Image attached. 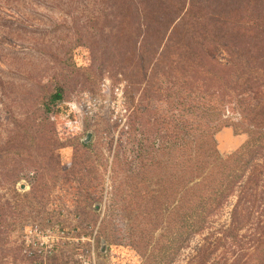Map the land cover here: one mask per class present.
Instances as JSON below:
<instances>
[{
    "label": "rangeland",
    "instance_id": "rangeland-1",
    "mask_svg": "<svg viewBox=\"0 0 264 264\" xmlns=\"http://www.w3.org/2000/svg\"><path fill=\"white\" fill-rule=\"evenodd\" d=\"M175 1H148L145 20L139 0H131L133 9L125 0H0V264H199L195 255L205 242L214 247L205 264H253L261 257L262 205L232 236L220 230L235 198L171 259L151 247L158 232L147 233L152 241L144 254L130 244L140 202L134 194L143 186L123 182L128 171L122 162L114 172L113 156L130 158L139 140L155 139L137 126L148 104L162 109L181 97L142 92V79L164 87L179 70L151 78L138 48L152 43L139 34L164 30L176 12L193 13L196 3L201 15L215 10L207 6L213 0ZM232 2L238 11L223 2L218 14L231 28L263 31L261 43L254 34L248 42L264 48V0ZM153 16L164 22L151 23ZM184 21L178 26L190 27L189 16ZM131 48L135 53L125 51ZM173 52L164 59L176 65ZM216 58L228 60L222 49ZM56 85L63 86V98L45 113L42 102ZM224 113L239 118L228 106ZM214 137L223 159L248 139L231 126Z\"/></svg>",
    "mask_w": 264,
    "mask_h": 264
},
{
    "label": "trees",
    "instance_id": "trees-1",
    "mask_svg": "<svg viewBox=\"0 0 264 264\" xmlns=\"http://www.w3.org/2000/svg\"><path fill=\"white\" fill-rule=\"evenodd\" d=\"M148 1L153 0H139L145 20L147 14L142 5L146 7ZM229 1L232 2L213 0V5L207 6L215 10L208 16L199 13L203 6L196 3L193 13L176 12L164 30L155 28L139 34L143 36L142 41L152 43L138 48L143 70L148 71L151 78L162 79L174 69L179 70L178 76L168 79L164 87H154L149 77L145 82L142 79V92L159 93L164 95L162 99L181 94L178 103L164 100L167 104L162 109L148 104L145 111H140L141 121L137 126L154 136V140L148 137L144 144L139 140L137 147H131L137 151L130 158H121L117 152L113 156L114 172L122 162L128 171L123 182L143 186L134 194L140 202L129 238L130 244L143 254L152 241L147 233L153 238L154 232H158L155 245L151 247L160 253L164 250L170 259L177 256L192 238L208 228L210 219L233 198L230 220L220 227L224 235L232 236L237 226L248 222L255 207L262 205L264 211V62L253 63L264 58V48L249 46L248 42L254 34L255 40L261 43L263 31L251 33L247 28L229 27L233 22L218 14L223 10V2H227L229 12L239 10ZM125 4L133 9L131 0H125ZM162 6L164 10L168 7L167 4ZM186 16L190 18V27L178 26ZM152 21L158 25L164 22L161 16H153ZM219 49L227 55V63L216 58ZM171 50L178 59L176 65L164 59L168 53L171 56ZM125 51L135 53L133 48ZM153 57L156 58L151 60ZM63 93L61 85L50 90L42 102L43 112H50L62 100ZM208 97L215 101L214 107ZM226 106L239 118L226 116ZM210 113H214L215 120L204 119ZM196 118H199L197 123ZM227 126L237 134L246 133L248 139L223 159L214 136ZM259 237L256 249H261V257L253 264H264V234ZM213 251L214 247L210 248V243L205 242L198 248L195 259L205 264L204 256Z\"/></svg>",
    "mask_w": 264,
    "mask_h": 264
}]
</instances>
